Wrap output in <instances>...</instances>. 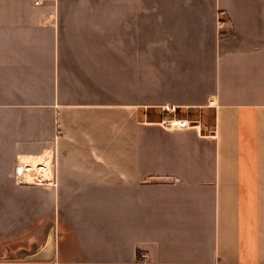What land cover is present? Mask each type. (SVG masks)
<instances>
[{"label":"crops","instance_id":"obj_1","mask_svg":"<svg viewBox=\"0 0 264 264\" xmlns=\"http://www.w3.org/2000/svg\"><path fill=\"white\" fill-rule=\"evenodd\" d=\"M42 263L264 264V0H0V264Z\"/></svg>","mask_w":264,"mask_h":264},{"label":"rangeland","instance_id":"obj_2","mask_svg":"<svg viewBox=\"0 0 264 264\" xmlns=\"http://www.w3.org/2000/svg\"><path fill=\"white\" fill-rule=\"evenodd\" d=\"M110 24V23H109ZM112 40L109 39V42ZM140 48H141V61L144 59L146 61L152 62L157 66V70L159 66H164L167 69V38H153V39H140ZM111 49H109L110 51ZM172 115H176L177 117H189L195 118L197 113L193 110L189 112L185 110H177L175 112L172 111H162V110H151L148 112V117H165L166 119L171 117ZM204 120L208 123L209 126H212V112L210 110H205L203 113ZM48 229L47 232L50 233L52 230L51 224H47ZM30 241V240H29ZM30 249V248H29ZM30 250H23L22 253L27 254Z\"/></svg>","mask_w":264,"mask_h":264},{"label":"built area","instance_id":"obj_3","mask_svg":"<svg viewBox=\"0 0 264 264\" xmlns=\"http://www.w3.org/2000/svg\"><path fill=\"white\" fill-rule=\"evenodd\" d=\"M38 1H39V0H37V2H38ZM220 13L223 14L224 11H221ZM141 257H142V259H143V258H145L146 256H145V254H141ZM42 264H45V263H42Z\"/></svg>","mask_w":264,"mask_h":264},{"label":"water","instance_id":"obj_4","mask_svg":"<svg viewBox=\"0 0 264 264\" xmlns=\"http://www.w3.org/2000/svg\"><path fill=\"white\" fill-rule=\"evenodd\" d=\"M21 167H22V166H20V168H19L18 172H20V171H21V169H22Z\"/></svg>","mask_w":264,"mask_h":264},{"label":"bare ground","instance_id":"obj_5","mask_svg":"<svg viewBox=\"0 0 264 264\" xmlns=\"http://www.w3.org/2000/svg\"><path fill=\"white\" fill-rule=\"evenodd\" d=\"M32 160V159H31ZM34 160V159H33ZM22 161V160H21ZM30 163V162H29ZM31 173V172H30ZM31 175V174H30ZM32 175H35V174H32Z\"/></svg>","mask_w":264,"mask_h":264}]
</instances>
